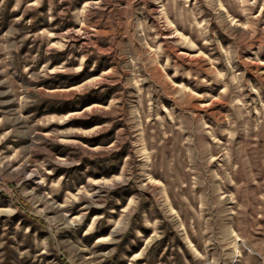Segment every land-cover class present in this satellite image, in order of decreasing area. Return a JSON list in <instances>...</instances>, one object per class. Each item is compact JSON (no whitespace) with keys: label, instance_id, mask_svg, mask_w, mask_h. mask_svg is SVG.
Wrapping results in <instances>:
<instances>
[{"label":"rangeland","instance_id":"obj_1","mask_svg":"<svg viewBox=\"0 0 264 264\" xmlns=\"http://www.w3.org/2000/svg\"><path fill=\"white\" fill-rule=\"evenodd\" d=\"M0 264H264V0H0Z\"/></svg>","mask_w":264,"mask_h":264},{"label":"bare ground","instance_id":"obj_2","mask_svg":"<svg viewBox=\"0 0 264 264\" xmlns=\"http://www.w3.org/2000/svg\"><path fill=\"white\" fill-rule=\"evenodd\" d=\"M238 248V247H237Z\"/></svg>","mask_w":264,"mask_h":264}]
</instances>
